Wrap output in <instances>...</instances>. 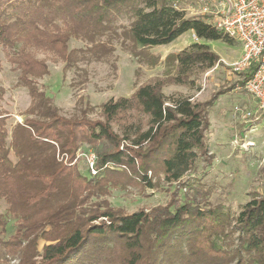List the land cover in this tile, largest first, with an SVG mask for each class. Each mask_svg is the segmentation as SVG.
<instances>
[{
	"label": "trees",
	"instance_id": "16d2710c",
	"mask_svg": "<svg viewBox=\"0 0 264 264\" xmlns=\"http://www.w3.org/2000/svg\"><path fill=\"white\" fill-rule=\"evenodd\" d=\"M175 1L0 0V45L30 97L22 121L10 130L8 116L0 114V200L6 205L0 264H264V183L236 214L181 201V187L148 209L127 211L109 200L115 188L183 185L198 161L204 168L212 164L205 132L213 98L197 102L163 93L168 85L196 89L201 73L222 64L209 44L194 42L167 55L161 76L130 96L108 99L96 119L63 116L38 83L49 73L38 52L64 69L105 58L110 49L95 39L120 16L130 19L122 34L135 47L167 45L189 30L203 41L233 43ZM72 38L90 46L70 49ZM253 71L242 73L241 85ZM84 146L97 156L96 176L78 166Z\"/></svg>",
	"mask_w": 264,
	"mask_h": 264
},
{
	"label": "rangeland",
	"instance_id": "374dc122",
	"mask_svg": "<svg viewBox=\"0 0 264 264\" xmlns=\"http://www.w3.org/2000/svg\"><path fill=\"white\" fill-rule=\"evenodd\" d=\"M180 1L182 8L188 4L197 12L195 0ZM129 23V18L120 16L111 23L109 30L96 37V42L104 43L110 49L105 58L84 59L64 69V63L54 60L51 55L36 54L38 58L46 59L49 68V73L39 78L38 83L47 95L53 97L60 114L65 117L85 114L88 118H99L102 103L110 98L130 96L142 83L161 76L166 56L180 51L176 50L182 44L174 51L163 47H135L122 34ZM89 46L90 42L85 39L72 38L69 41L70 49ZM210 47L222 64L201 73L195 81L196 89L168 85L163 88V93L190 95L197 102H209L213 98L208 109L209 127L205 132L209 153L213 154L212 164L204 168V163L198 161L182 179L183 185L160 181L153 188L131 186L112 189L109 200L113 205L123 206L127 211L148 209L165 204L174 190L181 187L178 195L181 201L190 199L202 204L222 205L236 214L250 200L251 192H261L264 183V114L258 110L245 83L241 85L244 71L232 69L240 58L241 45L236 40L232 44L214 40ZM18 73L7 61L0 45V114L8 116V130L22 121L30 104L27 89L17 83ZM84 148L86 152L92 151L90 147ZM78 166L86 172L87 165L82 157ZM5 207L4 201L0 200V214L5 213ZM12 231V221H9L7 234ZM9 264H17V261L11 260Z\"/></svg>",
	"mask_w": 264,
	"mask_h": 264
},
{
	"label": "built area",
	"instance_id": "2783aa9c",
	"mask_svg": "<svg viewBox=\"0 0 264 264\" xmlns=\"http://www.w3.org/2000/svg\"><path fill=\"white\" fill-rule=\"evenodd\" d=\"M202 15L222 35L240 43V58L233 64V71H245L253 66V73L245 81V88L264 114V0H195ZM181 7V1H175ZM185 11V10H184ZM90 176H96L97 156L92 152H79ZM76 159V160H77Z\"/></svg>",
	"mask_w": 264,
	"mask_h": 264
},
{
	"label": "crops",
	"instance_id": "0c3cea01",
	"mask_svg": "<svg viewBox=\"0 0 264 264\" xmlns=\"http://www.w3.org/2000/svg\"><path fill=\"white\" fill-rule=\"evenodd\" d=\"M184 10H185V13L187 16H195L194 14H196V13H194L195 10L191 7V5L187 4L186 7L184 8ZM194 42L207 43L209 45L211 43V41H203L201 39H197L195 37L194 33L189 30V31H186L185 33H183L182 35H180L176 40H174L170 44L160 45V46H155V47H163L165 49H168V51H174L173 49H175L176 47H178L182 44V47L176 50V51H179V50L189 46L190 44H192Z\"/></svg>",
	"mask_w": 264,
	"mask_h": 264
}]
</instances>
